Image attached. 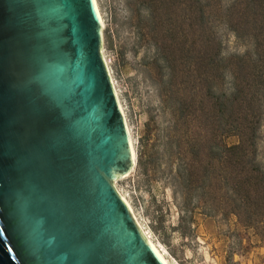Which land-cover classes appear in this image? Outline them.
Segmentation results:
<instances>
[{"label": "water", "instance_id": "1", "mask_svg": "<svg viewBox=\"0 0 264 264\" xmlns=\"http://www.w3.org/2000/svg\"><path fill=\"white\" fill-rule=\"evenodd\" d=\"M102 45L93 0H0V264H164Z\"/></svg>", "mask_w": 264, "mask_h": 264}, {"label": "trees", "instance_id": "2", "mask_svg": "<svg viewBox=\"0 0 264 264\" xmlns=\"http://www.w3.org/2000/svg\"><path fill=\"white\" fill-rule=\"evenodd\" d=\"M126 7L154 49L149 76L165 116L138 165L147 160L156 172L163 163L184 209L264 226V0H126ZM217 25L252 49L223 56Z\"/></svg>", "mask_w": 264, "mask_h": 264}, {"label": "rangeland", "instance_id": "3", "mask_svg": "<svg viewBox=\"0 0 264 264\" xmlns=\"http://www.w3.org/2000/svg\"><path fill=\"white\" fill-rule=\"evenodd\" d=\"M232 0H223L225 5ZM103 25L102 52L129 130L135 164L114 182L144 234L156 244L169 264H264V226L247 227L235 216H205L202 210L184 209L169 183L165 165L153 172L139 166V151L150 154L156 132L165 122L158 89L149 76L154 49L137 33L126 0H96ZM223 56L252 49L247 39L217 25ZM227 143L236 137L227 138ZM258 157L264 165V116L259 129ZM146 157H144L145 159Z\"/></svg>", "mask_w": 264, "mask_h": 264}, {"label": "bare ground", "instance_id": "4", "mask_svg": "<svg viewBox=\"0 0 264 264\" xmlns=\"http://www.w3.org/2000/svg\"><path fill=\"white\" fill-rule=\"evenodd\" d=\"M94 1V4H95V8H96V10H97V13H98V16H99V19H100V22H101V27H102V25H103V21H102V18H101V15H100V13H99V9H98V5H97V2H96V0H93ZM105 59V58H104ZM106 62V61H105ZM107 64V63H106ZM112 82H113V80H112ZM114 88H115V86H114ZM115 92H116V90H115ZM116 95H117V92H116ZM119 101V100H118ZM119 106H120V108H121V110H122V112H123V109H122V106H121V103H120V101H119ZM124 115V114H123ZM125 117V116H124ZM130 141H131V139H130ZM131 145H132V143H131ZM133 148V147H132ZM133 154H134V150H133ZM120 196H121V194H120ZM122 197V199L124 200V202L127 204V206H128V208L131 210V207H130V205H129V203L127 202V200L125 199V197L124 196H121ZM145 232H143V234H144ZM145 235V234H144ZM145 237L147 238V240H148V242L150 243V245H151V247L154 249V251L156 252V254L158 255V257L161 259V261L164 263V264H169V262L166 260V258L164 257V255H163V253L160 251V249L156 246V244L149 238V236L146 234L145 235Z\"/></svg>", "mask_w": 264, "mask_h": 264}]
</instances>
